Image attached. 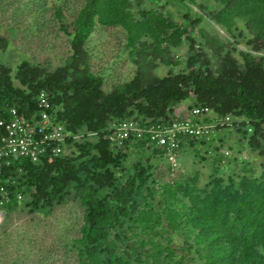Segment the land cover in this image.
I'll use <instances>...</instances> for the list:
<instances>
[{
	"label": "trees",
	"instance_id": "trees-1",
	"mask_svg": "<svg viewBox=\"0 0 264 264\" xmlns=\"http://www.w3.org/2000/svg\"><path fill=\"white\" fill-rule=\"evenodd\" d=\"M214 2L218 8L207 14L232 36L238 31L249 47L239 50L240 59L233 53L236 48H228L231 42H222L218 35L198 27L204 14L193 18L188 14L189 22H181L144 6V0H84L73 30H69L71 23L62 24L71 36V54L64 64L49 71L23 60L13 75L12 67L0 63V118H10V107L30 118L38 110L40 92L46 90L53 110L58 108L57 117L70 130L99 132L97 138L76 143L71 154H47L39 162L21 159L4 166L0 188L8 191V198L0 209L9 212L21 203L30 208L52 206L74 193L85 207L82 235L75 243L81 255L88 257V264H184L185 254L178 256L174 246L181 233L187 245L181 251L194 249L203 264H264V172L256 176L247 167L227 179L215 178L207 191L165 182L158 206L141 205L136 197L143 190L154 198L160 194L148 186L150 158L138 161L124 183H119L116 170L133 145L140 150L145 146L159 156L165 155L164 150L143 140L112 148L103 132L124 113L172 123L184 115L177 114V107L189 101L191 109L210 113L206 122L232 116V124L218 126L214 134L233 127L242 144L264 155V0ZM55 15L64 19L60 6ZM97 25L121 26L136 64L133 78L110 91L104 89V77L89 68L87 43ZM183 41L190 47L185 69L159 76V64H178L174 48ZM7 44L8 39L0 35V49ZM181 139L180 152L185 145L198 152L196 145L210 138L186 134ZM216 146L222 148L223 143ZM179 192L189 204L180 199ZM127 221L132 227L126 226ZM128 231L136 240L121 250L117 240L124 244L131 239Z\"/></svg>",
	"mask_w": 264,
	"mask_h": 264
},
{
	"label": "rangeland",
	"instance_id": "rangeland-1",
	"mask_svg": "<svg viewBox=\"0 0 264 264\" xmlns=\"http://www.w3.org/2000/svg\"><path fill=\"white\" fill-rule=\"evenodd\" d=\"M132 1L137 3L138 0ZM143 5L161 10L165 15L181 22H189L186 18L188 14H191V18L198 13L204 14L205 19L198 27L210 31L212 36L218 35L222 42H231L232 45L228 48H236L233 50L236 57L240 59L239 50L249 49L243 38L238 36V31L232 36L207 14L208 10L218 8L214 0H144ZM57 6L63 10V20L55 15ZM83 6L84 0H0V35L8 39L5 49H0V63L12 67L13 75L23 60L49 71L64 64L71 54V36L62 24L71 23L69 30L72 31L73 20ZM87 47L90 55L89 68L93 73L104 77L105 90L110 91L118 83H125L133 78L136 64L126 46V32L121 26L97 25ZM174 54L178 64H159L156 68L159 76L167 75L170 70L179 72L185 69L190 54L189 44L183 41L179 47L174 48ZM15 83L19 84L16 79ZM189 103L182 102L177 109L187 112L191 109ZM182 107L185 109L182 110ZM239 137L233 127L216 131L205 144L196 145L198 152L194 151V147L185 145L176 164H169L164 156L152 154L145 146L141 147V151L140 147L133 145L122 166L116 170V176L119 183H124L134 173L135 164L138 161L146 162L149 157L152 164L149 172L152 176L148 186L159 189L160 194L154 198L147 194V190H143L136 200L141 205L151 202L157 206L163 198L161 184L165 182H181L197 186L199 191H207L215 178L227 179L232 174L247 171V167L259 176L264 172V155L242 144ZM222 143V148L216 146ZM226 149H231L233 153L226 155ZM175 189H179L178 185ZM178 196L189 204L183 192H179ZM145 197L147 198L144 199ZM31 208L21 203L9 212L1 210L0 264H88V257L81 255L80 245L75 243L82 235L85 207L74 193L62 203ZM126 226L132 227L131 222L127 221ZM118 231L113 230L115 233ZM170 234L169 231L166 236ZM182 234L176 237L174 243L178 248V256L185 254L184 264H203L194 249L181 251V247L187 246L184 241L186 236ZM128 235L131 239L124 244L116 239L121 250L126 247V243L136 240L131 231H128ZM113 237L114 233L111 238ZM132 264L144 263L135 261Z\"/></svg>",
	"mask_w": 264,
	"mask_h": 264
},
{
	"label": "built area",
	"instance_id": "built-area-1",
	"mask_svg": "<svg viewBox=\"0 0 264 264\" xmlns=\"http://www.w3.org/2000/svg\"><path fill=\"white\" fill-rule=\"evenodd\" d=\"M57 110H53L46 90L40 92L38 110L30 118L22 116L15 107L8 109L10 118H0V173L4 166L21 159L39 162L47 154L55 157L71 154L76 149V143L99 136L98 131H86L84 128L76 132L70 130L57 117ZM183 113L181 119L172 123H163L161 120L155 122L142 115L124 113L111 120L103 132L111 140L112 148L122 147L135 140L150 141L164 150V158L169 164H176L181 153L182 136L194 134L209 139L218 126L231 125L233 120L232 116L227 115L206 122L204 118L210 113L198 107ZM231 153L230 149H226V155ZM5 198H8V191L1 187L0 206L4 204Z\"/></svg>",
	"mask_w": 264,
	"mask_h": 264
},
{
	"label": "crops",
	"instance_id": "crops-1",
	"mask_svg": "<svg viewBox=\"0 0 264 264\" xmlns=\"http://www.w3.org/2000/svg\"><path fill=\"white\" fill-rule=\"evenodd\" d=\"M181 109L184 110L185 108L182 107ZM177 112L180 113L181 110H180V109H177ZM181 153H182V152H181ZM0 213H1V209H0Z\"/></svg>",
	"mask_w": 264,
	"mask_h": 264
}]
</instances>
